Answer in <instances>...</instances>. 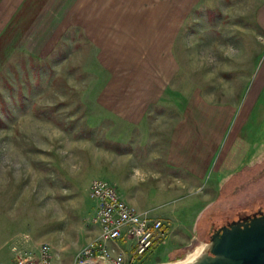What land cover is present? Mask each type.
<instances>
[{
    "label": "rangeland",
    "instance_id": "obj_1",
    "mask_svg": "<svg viewBox=\"0 0 264 264\" xmlns=\"http://www.w3.org/2000/svg\"><path fill=\"white\" fill-rule=\"evenodd\" d=\"M254 1L170 0V13L183 9L181 26L168 28L177 72L148 114L147 129L134 132L95 106L105 97L107 73L122 61L93 58L91 45L74 27L49 50L18 45L15 27L2 25L9 14L0 13V264L16 248L42 243L50 247L49 264H75L80 247L97 232L88 220L90 180L104 178L131 198V155L140 151L144 158L161 147L186 94L238 100L264 57ZM256 111L258 117L243 124L251 150L235 176L191 185L179 170L164 169L161 156L146 161L145 170L162 165L161 172L133 183L139 184V199L162 202L166 231L136 264L184 259L219 226L264 213V108ZM125 252L129 257L128 247Z\"/></svg>",
    "mask_w": 264,
    "mask_h": 264
},
{
    "label": "crops",
    "instance_id": "obj_2",
    "mask_svg": "<svg viewBox=\"0 0 264 264\" xmlns=\"http://www.w3.org/2000/svg\"><path fill=\"white\" fill-rule=\"evenodd\" d=\"M176 1L171 0V4ZM254 2L253 21L264 36V0ZM169 3L170 0H0V13L9 14L2 18V25L15 27L13 42L18 45L30 44L39 52L49 50L67 28L74 27L91 45L93 58L122 61L107 73L101 88L105 97L98 98L95 106L107 114L105 117L134 132L147 129L148 114L170 90V81L177 72L168 28L181 26L183 9L170 13ZM155 60L161 61L157 68L151 64ZM259 108H264V57L249 73L237 101L214 102L198 91L186 94L180 100L179 113L165 130L161 147L147 152L144 158L140 151L137 156L131 155V198L119 193L127 202L161 217L162 202L139 199V184L133 182L150 180L156 176L152 173L161 172L162 165L164 169L171 166L179 170L191 185L206 178L211 184L221 176L226 178L227 173L237 175L243 157L251 150L243 124L256 119ZM158 156L161 166L143 168L147 160ZM212 169L215 172L210 174ZM150 191L143 192V196ZM163 228L166 231L164 224Z\"/></svg>",
    "mask_w": 264,
    "mask_h": 264
},
{
    "label": "built area",
    "instance_id": "obj_3",
    "mask_svg": "<svg viewBox=\"0 0 264 264\" xmlns=\"http://www.w3.org/2000/svg\"><path fill=\"white\" fill-rule=\"evenodd\" d=\"M87 195L93 203L88 220L97 225V232L80 247L75 264H136L164 236L161 217L127 202L108 180L92 178ZM124 242L131 247L129 257ZM50 259V247L42 243L36 248H16L7 264H49Z\"/></svg>",
    "mask_w": 264,
    "mask_h": 264
},
{
    "label": "water",
    "instance_id": "obj_4",
    "mask_svg": "<svg viewBox=\"0 0 264 264\" xmlns=\"http://www.w3.org/2000/svg\"><path fill=\"white\" fill-rule=\"evenodd\" d=\"M208 243L206 253L189 264H264V213L219 226Z\"/></svg>",
    "mask_w": 264,
    "mask_h": 264
},
{
    "label": "bare ground",
    "instance_id": "obj_5",
    "mask_svg": "<svg viewBox=\"0 0 264 264\" xmlns=\"http://www.w3.org/2000/svg\"><path fill=\"white\" fill-rule=\"evenodd\" d=\"M208 242H201L197 245L192 252L186 254L184 259H178L167 264H189L197 260L203 253H206L208 249Z\"/></svg>",
    "mask_w": 264,
    "mask_h": 264
}]
</instances>
